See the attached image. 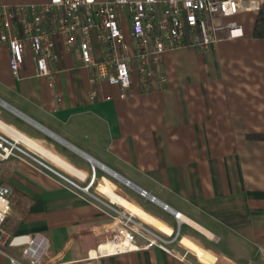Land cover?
<instances>
[{"label":"crops","instance_id":"crops-1","mask_svg":"<svg viewBox=\"0 0 264 264\" xmlns=\"http://www.w3.org/2000/svg\"><path fill=\"white\" fill-rule=\"evenodd\" d=\"M256 13L235 16L239 36L222 31L206 49L166 52L154 69L165 75L164 87L142 92L133 76L123 99L117 87L102 83L99 100L89 101L77 45L67 50L58 43L52 84L34 77L28 55L14 78L9 51L0 45V130L60 175L83 181L108 169L167 206L146 196L140 202L134 190L131 200L97 177L95 193L170 235L177 258L156 247L89 257L112 236L113 220L48 172L17 159L0 162L3 185L12 191L6 232L46 236L45 261L53 264H264V39L252 37ZM123 31L131 44L128 28ZM92 46L101 59L94 39ZM106 95L111 100H103ZM161 212L177 230L156 215ZM182 225L199 236L180 235ZM2 250L0 264H9V256L21 260L18 249Z\"/></svg>","mask_w":264,"mask_h":264},{"label":"built area","instance_id":"built-area-1","mask_svg":"<svg viewBox=\"0 0 264 264\" xmlns=\"http://www.w3.org/2000/svg\"><path fill=\"white\" fill-rule=\"evenodd\" d=\"M261 3L262 0H48L42 4H0V45L9 51L8 64L14 78L19 79L28 55L34 65V77L47 79L51 84L59 72L56 67H51L60 61L58 43L67 50L77 45L81 67L89 75V101L99 100L102 83L117 87L119 98L123 99L133 76L142 92L164 87L165 75H156L154 69L166 52L180 47L206 49L219 40L222 31H226L227 38L241 35V26L235 16L257 12ZM124 27L128 28L131 44L126 39ZM93 39L100 46L101 59L93 55ZM102 99L108 101L111 97L106 95ZM10 159L51 172L67 183L68 188L98 205L101 212L113 220L112 236L89 252V257L155 247L176 257L175 251L169 250L174 243L170 235L148 226L117 206H109L95 191L89 192L96 181L94 171L83 190L0 130V162ZM139 195L145 197L146 193L142 191ZM11 199L10 187L1 185L0 250L16 248L21 256V260L9 256V264H53L45 261L49 249L46 236L40 233L10 236L4 229L11 211ZM179 217V214L174 215L175 220ZM104 244L114 245V250L100 253ZM179 260H184V256Z\"/></svg>","mask_w":264,"mask_h":264},{"label":"rangeland","instance_id":"rangeland-1","mask_svg":"<svg viewBox=\"0 0 264 264\" xmlns=\"http://www.w3.org/2000/svg\"><path fill=\"white\" fill-rule=\"evenodd\" d=\"M46 164H48V163H46ZM50 166V165H49ZM51 167V166H50ZM45 172H48L49 174H51L55 179H57V180H59L62 184H64L65 186H68L69 187V185L67 184V183H65L63 180H61L59 177H57V176H55L54 174H52L51 172H49V171H46V170H44ZM99 173H98V175H97V177H98V179H99V177H101V176H104L105 178H107L110 182H112L113 183V185L118 189V191H120L121 193H123L127 198H129V199H131L132 200V198H131V196L130 195H132L133 193V190L131 189V188H129L128 186H126L125 184H123V183H121L120 181H118L117 179H115L114 177H112V176H110L109 174H107V173H105L104 171H102V170H100V171H98ZM92 174V173H91ZM61 175L62 176H64V177H66V178H68V179H70V180H72L73 182H75L79 187H81V188H85L86 186H88V184H89V182H90V177L85 181V182H79L78 180H76V179H74V178H72V177H70V176H67V175H65L64 173H61ZM91 176V175H90ZM97 177H96V181H95V183L93 184V186L91 187V189L89 190V192L90 193H94V189H95V186H96V183H97ZM3 185V184H2ZM7 185V184H6ZM1 186V185H0ZM89 198V197H88ZM138 200L141 202L143 199H142V197H140V196H138ZM135 204H137L138 206H140V204H138V203H136L135 201H133ZM151 206V205H150ZM141 207V206H140ZM143 209V208H142ZM143 210H145V208L143 209ZM146 211V210H145ZM147 212V211H146ZM154 212V211H153ZM158 217H160V218H162L163 220L162 221H165V223H167V224H169L170 226H174L175 227V230H177V226H176V224L174 223V221L173 220H171L170 219V217L168 216V215H166L165 213H163V212H161V213H157L156 214ZM179 230V234L180 235H182V236H184V235H194V236H196V235H198V234H195L193 231H191L189 228H187V226H185V225H182L181 226V228L180 229H178ZM199 236V235H198ZM197 237V236H196ZM200 239V238H199ZM201 240V239H200ZM202 241V240H201ZM176 244H178L179 245V243H176ZM179 248H180V246H179ZM182 248V247H181ZM170 249V248H169ZM182 250L184 251L185 249L184 248H182Z\"/></svg>","mask_w":264,"mask_h":264},{"label":"trees","instance_id":"trees-1","mask_svg":"<svg viewBox=\"0 0 264 264\" xmlns=\"http://www.w3.org/2000/svg\"><path fill=\"white\" fill-rule=\"evenodd\" d=\"M252 37L255 39H264V0L256 13ZM4 183V178L0 175V185Z\"/></svg>","mask_w":264,"mask_h":264},{"label":"water","instance_id":"water-1","mask_svg":"<svg viewBox=\"0 0 264 264\" xmlns=\"http://www.w3.org/2000/svg\"><path fill=\"white\" fill-rule=\"evenodd\" d=\"M106 172L114 177L115 179H117L118 181H120L121 183L125 184L126 186H128L129 188H131L132 190H134L137 193H141L143 190H141L140 188H138L137 186H135L134 184L130 183L128 180L124 179L123 177L119 176L118 174L112 172L111 170L106 169ZM146 197L149 200H152L153 202L163 206L165 209L167 208V206H165L164 204H162L161 202H159L158 200H155V198H153L151 195L146 194ZM175 213V212H174Z\"/></svg>","mask_w":264,"mask_h":264},{"label":"bare ground","instance_id":"bare-ground-1","mask_svg":"<svg viewBox=\"0 0 264 264\" xmlns=\"http://www.w3.org/2000/svg\"><path fill=\"white\" fill-rule=\"evenodd\" d=\"M109 245H111L112 247H108L107 249H109V250H107L106 252L104 251H102L103 250V248H105V247H107V246H109ZM114 245H112V244H104L101 248H100V253H107V252H112L113 250H114V247H113Z\"/></svg>","mask_w":264,"mask_h":264}]
</instances>
